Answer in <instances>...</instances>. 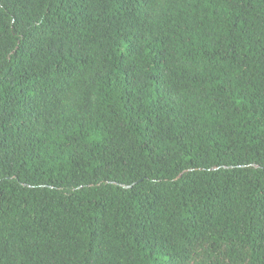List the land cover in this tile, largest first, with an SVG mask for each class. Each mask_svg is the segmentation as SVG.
I'll use <instances>...</instances> for the list:
<instances>
[{"label":"trees","instance_id":"trees-1","mask_svg":"<svg viewBox=\"0 0 264 264\" xmlns=\"http://www.w3.org/2000/svg\"><path fill=\"white\" fill-rule=\"evenodd\" d=\"M0 264H264V0H0Z\"/></svg>","mask_w":264,"mask_h":264}]
</instances>
